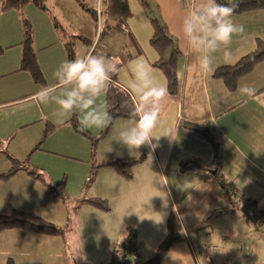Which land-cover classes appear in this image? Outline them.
<instances>
[{
    "label": "crops",
    "instance_id": "0c3cea01",
    "mask_svg": "<svg viewBox=\"0 0 264 264\" xmlns=\"http://www.w3.org/2000/svg\"><path fill=\"white\" fill-rule=\"evenodd\" d=\"M84 1L96 8L95 22L69 0H51L46 11L31 5L25 8L24 16L31 25L36 61L44 80L42 85L35 83L28 72L20 70V44L23 41L20 15L0 11V174L11 167L6 156L22 162L30 155L31 164L53 184H60L64 180L66 191L72 199L81 195L90 168V141L75 133L68 124L72 115L78 121L80 113L75 111L64 117L63 124H58L54 115L57 106L54 103L37 105L31 102V98L40 86L56 83L53 72L61 62L68 60L65 44L71 40V36L82 39L74 40L75 55L88 53L95 37L100 36V0ZM127 2L132 12L127 22V32H110L99 40L94 54H103L116 63L118 72L112 76L111 83L121 89L133 77L131 62L134 60H142L150 66L155 79L166 87L163 74L151 66L158 56L149 43L152 27L148 15L135 0ZM148 2L152 7L150 16L166 27L182 54L178 67V93H168L165 97L158 125L153 130V136L159 139H153L151 145L129 152L117 142L119 132L128 124L126 119L117 120L98 143L96 157L99 161L143 156L144 162L132 169L130 180L121 178L110 168L98 170L95 182L84 196L106 200L110 206L109 212L104 213L88 205L72 210L79 216L85 210L88 217L82 218V226L92 224L91 217L98 218L99 222H94L93 226V234L96 229L97 233L99 231L95 237L98 241L94 238L93 248L81 252V259L90 264L106 260L116 239L123 235L127 226L137 231V261L146 260L164 239L166 219L171 210L175 211L186 240L174 245L161 264H202L204 257L194 244L198 245L205 257L212 259L216 256L217 247L200 244L194 237L205 235L207 229L213 234L214 227L230 213L218 188L205 182L203 174L196 171L179 172L178 164L186 158L199 159L211 171H215L210 146L198 135L185 130L183 122H209L219 147L223 176L233 181L239 194L237 183L246 190L248 197L257 200L258 209H264V62L238 83V87L241 83H247L256 88V94L250 98L241 96L237 92L238 87L234 92H229L222 81L212 77L217 68L234 65L252 52L258 41L264 42V11L233 15V21L245 27V34L233 37L230 59L225 60L222 53L214 54L212 73L201 74L194 70L196 55L180 34L183 18L201 0L193 3L186 0ZM103 102L105 96L97 101L98 104ZM47 124L52 125L54 130L37 148ZM102 130L91 128L86 131L97 136ZM62 142L67 143L68 148L72 144L75 147L80 145L87 153L85 158L69 161L75 166L78 162L85 164L82 170L75 171L72 182L69 177L67 180L63 176V179L58 178L59 174L50 176L51 166L65 157L69 150L59 148ZM13 210L33 213L57 226L66 224V213L60 201L25 172L0 181V213L8 215ZM214 213L221 214L213 217ZM209 215H213V218L207 219ZM233 236L234 233L228 229L219 241L226 244ZM85 243L81 248L85 247ZM63 244L58 237L4 230L0 232V264H6L8 259L14 264H44V261L48 264H67ZM211 247L215 251L207 253Z\"/></svg>",
    "mask_w": 264,
    "mask_h": 264
},
{
    "label": "trees",
    "instance_id": "16d2710c",
    "mask_svg": "<svg viewBox=\"0 0 264 264\" xmlns=\"http://www.w3.org/2000/svg\"><path fill=\"white\" fill-rule=\"evenodd\" d=\"M51 0H0L1 12H16L22 19L23 41L22 60L20 70L28 72L33 81L39 85L44 83L42 73L36 61L35 50L33 46V34L29 21L24 16L25 8L29 5L40 9L47 10L48 2ZM74 2L80 10L86 13L92 21H96V8L89 6L84 0H69ZM144 12L148 15L152 34L149 40L150 46L157 54V60L151 64L152 67L159 70L166 81V89L170 95L178 93L179 77L178 67L182 58L180 49L175 39L170 36L166 27L160 21L150 16L152 9L148 0H136ZM218 3L226 4L228 0H217ZM101 13V32L100 39L105 38L110 32L116 31L120 33L127 32V22L132 17L127 0H100ZM264 11V0H238V7L233 15H240L252 11ZM82 40L78 36H71V40L65 44L68 60L74 58V40ZM264 62V42L258 41L255 49L249 54L240 58L234 65L222 66L217 68L212 77L223 82L229 92H234L239 81L250 74L253 69L260 63ZM131 104V98L123 94L122 89L113 83H110L109 90L105 96V101L109 106V111L113 116V123L108 128H103L102 132L97 136H92L87 131H78V121L72 115L68 121L72 130L87 138L90 141L89 147V173L82 187V193L78 198L72 199L65 187L64 180L60 184H53L41 170L33 166L30 162V155L19 162L8 156L11 167L5 173L0 174V181H7L18 172H25L33 180L42 184L56 199H58L66 213V224L57 226L33 213L13 210L8 215L0 213V232L4 230H22L33 234H41L49 237H58L64 244L67 243V234L71 231V214L72 210H78L82 206L88 205L92 208L107 213L110 211L108 202L101 198H87L85 192L95 182L98 170L102 168L112 169L118 176L125 180L132 177V169L144 162V157L119 159L114 161H99L96 157V149L98 143L108 134L114 123L119 119L128 120L129 108L123 107L125 101ZM182 127L201 137L208 143L213 154V165L215 171H211L204 163L195 158H186L179 162L178 170L181 173L188 171H196L205 176L204 181L213 184L218 188L227 208L228 213L240 211L243 220L253 227L258 234H262L264 238V209H258L257 200L250 197H243L238 193L233 181L227 180L222 172L219 161V147L214 135L210 129L209 122L191 123L183 122ZM54 127L47 124L42 133V140L37 146L53 132ZM36 148V149H37ZM209 215L207 219L217 217L221 213ZM213 216V217H212ZM206 219V220H207ZM186 238L182 232V228L178 217L174 210H171L166 219V234L164 239L159 243L156 250L144 261H137L138 244L137 231L132 226L124 228V233L118 237L113 244L108 257L99 264H161L167 256L169 250L176 244L184 242ZM67 248V247H66ZM69 257L71 255L66 252ZM80 259L81 257H77ZM6 264H14L11 259ZM74 264V263H72ZM79 264V263H77ZM80 264H90L81 259Z\"/></svg>",
    "mask_w": 264,
    "mask_h": 264
},
{
    "label": "clouds",
    "instance_id": "9594fccd",
    "mask_svg": "<svg viewBox=\"0 0 264 264\" xmlns=\"http://www.w3.org/2000/svg\"><path fill=\"white\" fill-rule=\"evenodd\" d=\"M237 7L238 0H228L226 4L217 0H201L185 15L180 34L196 55L194 70L211 74L216 53H222L225 60L231 58L233 37L245 34V27L232 19ZM131 64L133 77L122 88L123 94L131 98L130 105L127 100L122 105L129 108L128 124L119 132L117 142L129 152H135L142 146L151 145L153 139H159L153 136V130L158 125L168 92L152 75L150 66L142 60H134ZM117 72L116 63L103 54L89 52L64 60L53 72L56 83L40 86L31 102L37 105L54 103L58 124L64 123L65 116L78 111L80 132L108 128L113 123L109 106L106 101L100 104L97 101L107 95L112 76ZM256 91L247 83H241L237 89L241 96L249 98Z\"/></svg>",
    "mask_w": 264,
    "mask_h": 264
},
{
    "label": "rangeland",
    "instance_id": "374dc122",
    "mask_svg": "<svg viewBox=\"0 0 264 264\" xmlns=\"http://www.w3.org/2000/svg\"><path fill=\"white\" fill-rule=\"evenodd\" d=\"M77 52L79 53L78 50ZM75 54H74V58L77 56H80V55H75ZM45 128H46V125L44 126V129ZM41 140H42V137L40 138L39 143L41 142ZM62 147H66L65 150H68V149L69 150L66 152L65 157H61L59 160L57 159L58 161L55 162V164L51 166L50 176L53 177V175L59 174L58 178H61L63 176L65 180H67V178L69 177V180L72 182L75 178L74 176L75 171L82 170V167L85 164L78 162L76 163L77 166H75L72 162H69V161H74L73 158H85L87 153L86 151H84L83 147L80 148V145L79 147H75L72 144L70 148H68L67 143L62 142L59 148L62 149ZM32 150H30L28 154ZM12 158L14 159V157ZM6 159L10 163V160L7 158V156H6ZM237 187L240 190L241 195L243 194L242 195L243 197H248L246 195V190L239 187L238 183H237ZM248 189L249 187H247V190ZM55 203L56 205H58L56 201ZM115 210L116 209L114 208V211ZM84 216L88 217L85 210L82 211L80 216L76 212H73L71 214L72 229L67 234V243L63 244V248L65 252H67L68 254L71 253L69 257L66 255L67 264H72V263L80 264L81 258L78 259L77 257H81V252L83 251V249L87 250L88 248V250L90 251L93 248L94 244L92 243V241L99 234V231L97 233V229L95 233L93 234L94 222L95 223L99 222L98 218L91 217L90 219L93 223L87 224L85 222L87 225L82 226L83 224L82 218ZM205 229H201V230H205ZM228 229L234 233V236L230 238L226 244H222V242L219 241V239L223 236L224 232L227 231ZM205 233H206L205 235L204 234L196 235V237H194L195 240H198L200 244H204V245L207 244L210 246L217 247L218 252L216 256H214L212 259H209L203 255L201 249L197 248L198 245L194 244L196 249L199 251L201 257H204L202 264H264L263 235L255 232L253 230V227L250 224H247L243 220V218L240 215V211L231 213L227 215L226 218H224V220H220L219 224L214 227L213 234H211L210 229H207ZM95 240L98 241L97 238H95ZM84 243H85V247L81 248ZM44 264H48V263L44 261Z\"/></svg>",
    "mask_w": 264,
    "mask_h": 264
},
{
    "label": "built area",
    "instance_id": "2783aa9c",
    "mask_svg": "<svg viewBox=\"0 0 264 264\" xmlns=\"http://www.w3.org/2000/svg\"><path fill=\"white\" fill-rule=\"evenodd\" d=\"M186 1L189 2V3H193V2H195L196 0H186ZM97 15H98V17H99V15H100V11H99V10L97 11ZM98 26H99V22H98ZM98 28H99V27H98ZM99 40H100V36L98 35V36H96L95 39L93 40L92 45H91V47H90L88 53H89V52H91V53H93V54L95 53L97 47L99 46ZM214 251H215V248H214V247H211V248H209V249L207 250V253H212V252H214Z\"/></svg>",
    "mask_w": 264,
    "mask_h": 264
}]
</instances>
